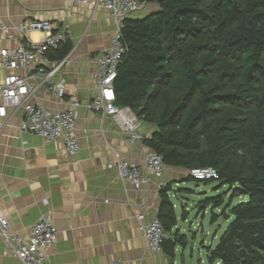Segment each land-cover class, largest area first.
<instances>
[{"label": "trees", "instance_id": "trees-1", "mask_svg": "<svg viewBox=\"0 0 264 264\" xmlns=\"http://www.w3.org/2000/svg\"><path fill=\"white\" fill-rule=\"evenodd\" d=\"M137 1L157 9L123 23L114 106L156 127L143 143L165 167L212 168L228 188L226 204L223 194L199 204L211 209V224L232 218L207 248L208 262L264 264V0ZM71 48L60 45L48 60L63 61ZM167 193L157 219L166 234L161 251L173 264L184 237ZM236 197L243 201L233 205Z\"/></svg>", "mask_w": 264, "mask_h": 264}, {"label": "crops", "instance_id": "crops-1", "mask_svg": "<svg viewBox=\"0 0 264 264\" xmlns=\"http://www.w3.org/2000/svg\"><path fill=\"white\" fill-rule=\"evenodd\" d=\"M156 9L149 5L129 18L141 19ZM0 18L12 30L24 20H35L66 31L71 51L46 67L48 73L61 63L48 82L41 84L44 75L31 80L36 87L31 103L55 111L80 104L75 155L67 154L60 143L45 144L22 132L23 112H9L0 133V217L7 221L9 233L26 237L39 217L49 214L58 230L47 253L50 264H171L163 253L148 250L135 216L143 212L146 222L157 219L162 190H168L170 200L172 185L184 182L189 173L165 166L159 177L145 171L148 183L133 188L120 180L115 162L129 161L145 169L151 150L143 141L156 127L139 121L136 133L143 140L128 143L119 120L83 108L98 95L93 75L100 55L112 48L114 20L100 8L65 7L62 0H0ZM28 37L39 42L43 35L32 32ZM3 45L12 47L7 41ZM60 79L66 91L61 99L49 91ZM0 264H20L1 236Z\"/></svg>", "mask_w": 264, "mask_h": 264}, {"label": "built area", "instance_id": "built-area-1", "mask_svg": "<svg viewBox=\"0 0 264 264\" xmlns=\"http://www.w3.org/2000/svg\"><path fill=\"white\" fill-rule=\"evenodd\" d=\"M65 7L100 8L106 11L114 20L116 35L112 41V48L100 55L97 68L93 75L98 95L83 104V108L114 117L122 124L127 134L128 143L143 140L136 133L140 122L129 109H120L114 106L112 83L116 78V68L126 52V45L121 38L123 23L131 15L145 11L148 7L137 0H62ZM12 30L0 18V133L7 120L9 112H23V120L19 126L22 132L36 135L45 141V144L60 143L67 154L75 155L79 145L74 137V126L80 104L73 102L70 108L55 111L41 105L32 104L36 87L31 80H41V84L57 73L61 63L54 66L48 73L46 67L51 63L47 54L56 50L60 45L68 42L69 36L65 30L55 28L50 22L24 20ZM39 32L43 38L39 42L29 39V34ZM3 41L12 44V47L3 45ZM49 91L56 98H63L66 94L64 82L60 81L49 87ZM115 168L120 180L140 189L149 181L148 175L159 177L164 171L162 157L150 152L145 158V169L138 165L118 159ZM112 166L109 165L108 168ZM189 176L194 181H217L218 173L212 168L193 170ZM138 230L142 233L148 250L161 254V245L166 239L164 228L158 219L146 222L143 212L135 216ZM58 230L49 214L41 215L30 229L26 237L9 233L8 223L0 217V236L5 247L20 264H50L48 249L55 243ZM110 264H122L118 260Z\"/></svg>", "mask_w": 264, "mask_h": 264}, {"label": "rangeland", "instance_id": "rangeland-1", "mask_svg": "<svg viewBox=\"0 0 264 264\" xmlns=\"http://www.w3.org/2000/svg\"><path fill=\"white\" fill-rule=\"evenodd\" d=\"M139 16L141 14L136 15L137 18ZM227 189L226 186H220L218 181L210 183L184 181L178 185H172L170 201L175 208L179 235L184 237L183 246L176 247L174 264H210L207 260L210 254H207V248L216 246L232 218L226 222L219 217L215 223L211 224V209L201 211L199 204L221 194L224 195L226 204L231 196ZM241 201L243 198L236 197L232 203L235 205ZM184 211L186 216L183 220ZM221 211L222 208L213 213L219 216Z\"/></svg>", "mask_w": 264, "mask_h": 264}, {"label": "water", "instance_id": "water-1", "mask_svg": "<svg viewBox=\"0 0 264 264\" xmlns=\"http://www.w3.org/2000/svg\"><path fill=\"white\" fill-rule=\"evenodd\" d=\"M209 253H210L209 255H212V254L214 253V251H213V250H211Z\"/></svg>", "mask_w": 264, "mask_h": 264}]
</instances>
